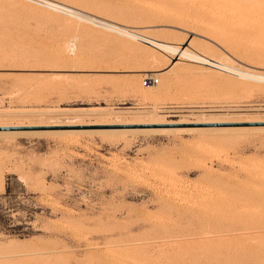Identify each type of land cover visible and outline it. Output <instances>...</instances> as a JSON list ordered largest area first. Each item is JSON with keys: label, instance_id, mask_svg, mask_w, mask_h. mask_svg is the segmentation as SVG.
Masks as SVG:
<instances>
[{"label": "rangeland", "instance_id": "rangeland-1", "mask_svg": "<svg viewBox=\"0 0 264 264\" xmlns=\"http://www.w3.org/2000/svg\"><path fill=\"white\" fill-rule=\"evenodd\" d=\"M55 1L264 74V0ZM81 21L0 0V264H262L264 80Z\"/></svg>", "mask_w": 264, "mask_h": 264}, {"label": "bare ground", "instance_id": "bare-ground-1", "mask_svg": "<svg viewBox=\"0 0 264 264\" xmlns=\"http://www.w3.org/2000/svg\"><path fill=\"white\" fill-rule=\"evenodd\" d=\"M26 1L32 2L33 4L35 3V4H37V5L41 6V7L47 8L48 10L51 9V10L57 11V12H59L61 14L63 13L65 15H67L68 17L70 16L71 18H73V17L77 18L79 21L82 20V21L90 23V24H92L94 26H97V27H100V28H103V29H106V30H109V31L117 32L118 34H121L123 36L129 37V38H131L133 40L139 41V42L144 43V44H148V45H150V46H152L154 48H157V49H160L162 51L168 52V53H170V54H172L174 56L173 60H172V64L173 65H176L177 63L179 64V62L181 63L182 58H187L189 60H193V62L195 61L197 63L208 65L210 67L219 68L221 70L224 69L226 71L228 70V71H231V72H237L240 75L248 77V78L250 77V78H255V79H259V80H264V74L263 73L243 72L241 70H238V69L234 68L233 66H232L233 68L231 66L230 67L229 66H225L224 64H222L221 62L217 61L216 59H214L212 57H207V56H205L203 54L199 55V54H196L195 52L194 53L190 52L189 51V46H180V45L178 46V45L169 44V43H167L165 41H162V40H159V39H155V38H152V37H150V36H148L146 34L140 33L139 31H137L135 29L129 28L127 26L119 25L118 23L116 24L114 22H111V20L109 21L107 19L100 18V17H98V16H96L94 14H90L88 12H84V11H81V10H76L75 8H72L70 6V4H67V3H59V2H56L55 0H44L45 2H43V1L37 2V1H34V0H26ZM174 4H175V2H174ZM176 6H177V4H176ZM178 6H180V3H179ZM145 54L147 55V53H145ZM151 55H152V53H151ZM147 76H152L154 78L152 73L150 75L148 74ZM156 85H158V84H156V81L154 80L152 82V84L147 85V86L154 87ZM139 88H140V85H139ZM134 91H135V89H134ZM145 93H144V96H145ZM263 262H262V264H263Z\"/></svg>", "mask_w": 264, "mask_h": 264}, {"label": "built area", "instance_id": "built-area-1", "mask_svg": "<svg viewBox=\"0 0 264 264\" xmlns=\"http://www.w3.org/2000/svg\"><path fill=\"white\" fill-rule=\"evenodd\" d=\"M34 1H37V2H40V1H43V2H45L44 0H34ZM155 79L152 77V76H146L145 78H144V85L146 86V85H150V84H152V82L154 81Z\"/></svg>", "mask_w": 264, "mask_h": 264}]
</instances>
